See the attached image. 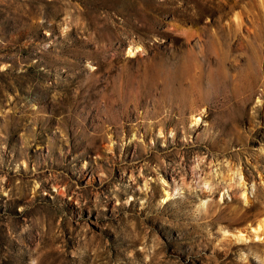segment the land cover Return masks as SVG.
Segmentation results:
<instances>
[{"label": "rangeland", "instance_id": "1", "mask_svg": "<svg viewBox=\"0 0 264 264\" xmlns=\"http://www.w3.org/2000/svg\"><path fill=\"white\" fill-rule=\"evenodd\" d=\"M0 264H264V0H0Z\"/></svg>", "mask_w": 264, "mask_h": 264}, {"label": "bare ground", "instance_id": "2", "mask_svg": "<svg viewBox=\"0 0 264 264\" xmlns=\"http://www.w3.org/2000/svg\"><path fill=\"white\" fill-rule=\"evenodd\" d=\"M240 25H241V22L238 20V22L236 23V30H238L237 28H240ZM130 52V51H129ZM205 52V54L207 53V51H204ZM251 58V57H250ZM196 59H197V57H196ZM253 59V58H252ZM198 60V59H197ZM250 60V59H249ZM253 61H254V59H253ZM249 62V64H250V61H248ZM209 63V62H208ZM253 64V63H252ZM251 66H253L254 67V65H250V68H251ZM221 67V66H220ZM248 67H249V65H248ZM253 67L251 68V70L253 69ZM253 71V70H252ZM235 79V78H234ZM197 121V120H196ZM243 186V185H242ZM246 190V189H245ZM244 194V193H243ZM245 197V196H244ZM206 198V197H205ZM246 198V197H245ZM204 204H206V205H208V203L205 201L204 202ZM250 229H251V227H250ZM251 231L253 232V236L255 237L256 236V234L258 233V232H262V228H261V226H257V227H252V229H251ZM250 231V232H251ZM249 232V231H248ZM240 233V231H238V235H234V237L236 238V240H243V239H241L240 237H241V235L239 234ZM252 234V233H251ZM260 234V233H259ZM240 238V239H239ZM243 238V237H242Z\"/></svg>", "mask_w": 264, "mask_h": 264}]
</instances>
